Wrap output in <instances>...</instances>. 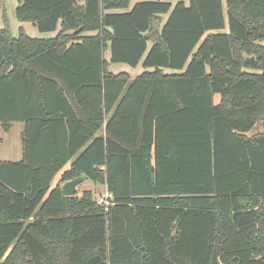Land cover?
Here are the masks:
<instances>
[{
    "label": "trees",
    "instance_id": "trees-1",
    "mask_svg": "<svg viewBox=\"0 0 264 264\" xmlns=\"http://www.w3.org/2000/svg\"><path fill=\"white\" fill-rule=\"evenodd\" d=\"M131 2L20 0L61 30H0V264H264V0Z\"/></svg>",
    "mask_w": 264,
    "mask_h": 264
},
{
    "label": "rangeland",
    "instance_id": "rangeland-1",
    "mask_svg": "<svg viewBox=\"0 0 264 264\" xmlns=\"http://www.w3.org/2000/svg\"><path fill=\"white\" fill-rule=\"evenodd\" d=\"M150 0H132V4L130 6V10L135 7V5L139 2H147ZM165 2H171L173 6H175L178 2L183 1L190 3V0H164ZM20 5V0H0V30L3 28H8L11 32V35L14 38H17L21 29L25 30L26 33L31 38H43V39H51V37H55L61 28L57 31L51 33H41L37 26L33 23L22 21L17 17V8ZM169 15L162 16L163 23L168 20ZM161 29V26L156 27L154 31L151 33V37L153 38L155 34L158 33V30ZM94 34V33H90ZM105 57L108 61H111V54L110 50H106ZM110 71L114 74H120L122 72L129 73L131 76V81H133L137 76L145 72L142 63H140L137 68H132L125 63L120 64H111ZM168 73L172 72V70H167ZM130 81V82H131ZM219 100V96L216 97V101ZM22 124H15L13 128L11 127L9 130H5V128L0 126V160H12L17 161L20 160L16 153L22 148L21 140V129ZM264 126L263 124H259L252 134L257 132L263 131ZM77 194L80 196L84 191L87 190H94L95 197L98 201L101 199H107L108 190L94 183L92 180H86L85 182L81 183L77 187Z\"/></svg>",
    "mask_w": 264,
    "mask_h": 264
},
{
    "label": "water",
    "instance_id": "water-1",
    "mask_svg": "<svg viewBox=\"0 0 264 264\" xmlns=\"http://www.w3.org/2000/svg\"><path fill=\"white\" fill-rule=\"evenodd\" d=\"M159 26H160V24L156 25V27H159ZM158 38H159V34L157 33L152 38V41L156 42ZM244 58L248 64L255 65V63H256V57L255 56H248L247 54H245ZM86 180H87V178L85 176L76 177V178L72 179L71 181L64 182L60 186V190H62L63 194L66 197H73L74 195L77 194V191H78L77 187L81 183L85 182Z\"/></svg>",
    "mask_w": 264,
    "mask_h": 264
},
{
    "label": "crops",
    "instance_id": "crops-1",
    "mask_svg": "<svg viewBox=\"0 0 264 264\" xmlns=\"http://www.w3.org/2000/svg\"><path fill=\"white\" fill-rule=\"evenodd\" d=\"M15 124H17V123H15ZM15 124H13V126H15ZM21 124V123H20ZM1 126V125H0ZM13 126H12V128H13ZM22 131H21V142H22V148L16 153V155H17V157L20 159V160H17V161H12V160H4V161H7V162H21V160L23 159L22 157H23V141H22V132H23V129H24V125L22 124ZM3 128V127H2ZM1 161V160H0ZM4 161H1V162H4ZM70 168V165H68L65 169H69ZM62 172L61 173H59L57 176H56V178H55V180H54V182H53V184H52V188H55L56 187V185L60 182V180H61V177H62ZM102 187H104V186H102ZM105 188V187H104ZM106 189V188H105ZM108 190V189H107ZM87 191H89V190H87ZM92 191H94V190H92ZM85 192V191H84ZM83 192V193H84ZM82 193V194H83ZM81 194V195H82Z\"/></svg>",
    "mask_w": 264,
    "mask_h": 264
},
{
    "label": "built area",
    "instance_id": "built-area-1",
    "mask_svg": "<svg viewBox=\"0 0 264 264\" xmlns=\"http://www.w3.org/2000/svg\"><path fill=\"white\" fill-rule=\"evenodd\" d=\"M111 197V194H108V196H107V199L105 200V199H101L100 201H99V203H101V204H107V202H108V199Z\"/></svg>",
    "mask_w": 264,
    "mask_h": 264
}]
</instances>
